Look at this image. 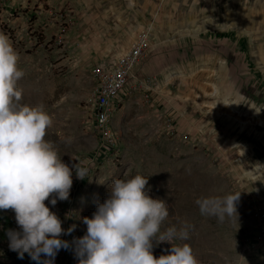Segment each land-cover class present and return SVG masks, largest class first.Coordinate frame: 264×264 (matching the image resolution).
I'll return each instance as SVG.
<instances>
[{
  "label": "rangeland",
  "instance_id": "374dc122",
  "mask_svg": "<svg viewBox=\"0 0 264 264\" xmlns=\"http://www.w3.org/2000/svg\"><path fill=\"white\" fill-rule=\"evenodd\" d=\"M0 34L23 73L13 104L43 107L44 139L70 168L97 157L67 200L45 201L62 223L84 234L111 182L140 174L168 209L154 257L187 243L197 264H264V0H0ZM144 37L143 85L123 97L102 150L92 69ZM229 194L236 213L201 214L197 199ZM170 227L177 236L160 242ZM8 229L19 231L14 212L0 210V264H36L9 249Z\"/></svg>",
  "mask_w": 264,
  "mask_h": 264
},
{
  "label": "clouds",
  "instance_id": "9594fccd",
  "mask_svg": "<svg viewBox=\"0 0 264 264\" xmlns=\"http://www.w3.org/2000/svg\"><path fill=\"white\" fill-rule=\"evenodd\" d=\"M17 60L8 37L0 34V210L11 209L19 226V231L5 233L9 249L20 259L27 253L36 264H53L57 252L69 247L61 235L70 234L75 226L63 229L45 201L55 205L67 200L73 173L83 180L88 170L78 163L70 168L44 139L51 119L42 106L13 104L20 97L16 84L23 75ZM147 184L148 177L140 174L111 182L103 202L96 204L90 217L81 218L86 231L72 241L77 264H197L187 243L171 244L168 254L153 256L152 241L168 209L165 201L148 194ZM238 198L229 194L222 200L202 198L196 203L201 214L223 219L236 213ZM176 236L170 227L159 241ZM179 239L186 240L187 232L181 230Z\"/></svg>",
  "mask_w": 264,
  "mask_h": 264
},
{
  "label": "built area",
  "instance_id": "2783aa9c",
  "mask_svg": "<svg viewBox=\"0 0 264 264\" xmlns=\"http://www.w3.org/2000/svg\"><path fill=\"white\" fill-rule=\"evenodd\" d=\"M148 46L147 38H141L135 42L133 47L128 53L121 55L114 62L110 64L97 65L92 69L93 78L95 80V94L92 100V113L95 118L96 130L102 148L111 143L113 139L112 133V121L115 114L123 102V97L127 93L133 92L143 85L137 75L136 67L138 66L141 58L144 56ZM105 148V147H104ZM104 148L102 150H104ZM97 157L95 155L90 156V158L83 159L80 166L86 167L87 177L83 180H78L79 182L86 181L93 171L96 169ZM75 175V173H73ZM73 190L76 191V177H74ZM68 219L72 217L67 216ZM69 220V221H70ZM63 229H68L70 223L64 222L61 224ZM80 228H73V231L68 235H61V239L67 240L69 242V247L67 249L61 248L55 255L53 264H67L70 261V257L73 256V238H78L82 236ZM45 257L41 256V261Z\"/></svg>",
  "mask_w": 264,
  "mask_h": 264
}]
</instances>
